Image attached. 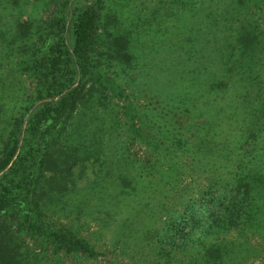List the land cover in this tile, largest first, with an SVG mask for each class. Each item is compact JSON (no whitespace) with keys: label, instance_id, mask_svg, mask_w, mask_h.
<instances>
[{"label":"trees","instance_id":"trees-1","mask_svg":"<svg viewBox=\"0 0 264 264\" xmlns=\"http://www.w3.org/2000/svg\"><path fill=\"white\" fill-rule=\"evenodd\" d=\"M55 1L57 7L52 15L36 23L34 18L23 17L22 11L5 10L6 0H0V33L11 28L13 35L10 40L1 37L2 42H7L1 56H16L27 52L26 57L22 54L11 70L7 69L5 75H1L5 79H10L3 84L11 85L16 82L14 78L17 77V73L30 71L35 77L34 98L38 100L34 104L32 103L34 99L30 101L33 105L30 104L24 109L25 112L22 111L18 115L13 113L7 116L8 118L0 120L3 121L2 127L0 126V264H21L18 262L12 221L4 220L10 208L15 209L20 224L27 227L31 233L40 235L46 244H51L58 250L77 252L87 257L103 254L88 240L70 229L48 223L47 208L40 200L46 166L53 168L52 179L59 178L63 181L73 173L71 150L67 145L68 151L62 150L61 144H58L61 140L60 134L71 114L78 109L79 100L84 94H88L89 99L92 97L95 86L92 82L86 85L89 78L94 79L102 74L98 67L94 66L96 60L94 55L102 54L94 45L99 25L97 5L101 0ZM221 3L224 5L219 8L218 13L205 17L207 22L202 30L201 28L193 30L192 26L184 24V12L194 11L195 5L189 0H163L161 3H154L151 9L147 7L151 18L140 17L141 24L146 20H150L149 22L155 20L166 27H172L175 33V41L162 36L156 45V49L160 48L163 57V60H158L163 66L159 73H155L150 64L149 67L140 65L138 72L132 70L130 64L137 54L130 49L128 30L127 37L126 33L119 32L112 38L105 62L110 68L121 67L122 73L118 75L123 81H119L115 88L121 89L119 91L122 93L127 87L131 90L140 86L139 81L143 78H150L146 85L153 88V84L159 83V86L155 87L158 89L155 92L158 96L157 106L162 116L160 120L163 119L164 123L160 127H163V135L167 134L170 141L164 148L167 153H174V149L191 153L193 163H189L188 167L191 166L190 170L194 173L207 170L203 163L210 156L208 163L209 179L212 181L210 185L223 182L220 178L222 173L217 170L225 164L210 154L216 151L212 149L209 151L204 142L209 129L214 130L211 139L215 142L220 132H223L224 136V131L230 130L228 138L231 145H237L233 141L235 130L240 126H246L241 123V118L243 122L250 118L249 126L246 127L250 129L251 136L257 135L255 128L258 130L260 128V118L255 121L257 116L253 118L246 115L248 118L241 116L240 113L241 117L238 118L237 100H230L232 105L227 106L224 114L219 112L215 118L218 119V124H215V119H199L205 114L208 103V99L203 98V93L222 91L230 85L233 87L235 84L233 68L241 65L244 56H247L248 63L244 72L249 76L255 62V50L263 46L262 37L256 31L264 30V22L260 24L258 21L259 18H263L264 21V0H222ZM199 6L197 12L201 8L204 9L202 4ZM141 11L142 7L136 9V13L133 14L136 19H139ZM209 12L211 14L214 9L210 7ZM257 13L259 16H256ZM251 52H254V59ZM188 58L193 62L189 64ZM134 65L138 66L139 62ZM233 90L237 93L235 88ZM220 93L223 92L217 94ZM99 100L105 105L107 93ZM30 106L31 109H28ZM246 106L249 108L248 103ZM248 110L250 111V108ZM190 113L197 118L195 123L183 122L185 115L189 114L191 117ZM221 115L223 123L220 124ZM170 119H175L176 124H182L179 126L180 131L175 130L178 125L170 126ZM226 120L227 122H224ZM194 124L195 127L192 128ZM228 138H224L225 141L228 142ZM224 139L220 138L219 142L225 144ZM215 142L211 144V148ZM244 144L241 147L244 148L243 155L248 157L244 156L237 160L236 167L239 170L237 183L224 181L230 184L227 193L231 200L222 205L226 196L217 200V197L208 195L203 197L205 201L202 203L192 201L187 202V205L185 203L182 211L170 215L172 221L169 227L174 231L170 235L163 233L165 238L159 237L160 241L153 245V251L149 255L146 253V256H150L146 257V264H264L263 241L258 242L255 238L250 242V238H253L252 226L256 223H249L247 220L244 222L243 225L248 226L246 230L250 232L242 233L244 238L221 239L219 234H214L216 229L238 230L237 227L242 224V217L248 213L252 205L249 200V181L258 180L264 175V143L255 148L257 154H262V166L257 165L256 156L251 154L254 150ZM59 160L65 163L61 167L58 165ZM117 181L122 186L131 185L132 189L134 187L133 178L125 175ZM146 185L148 186L149 182ZM256 185L262 186L261 183ZM60 186L65 187L62 182ZM206 201L209 202V208L217 207L215 213L218 215L213 216L201 227L196 221ZM197 204L200 205L199 208H196ZM198 228L201 229L198 231ZM240 230L243 232L242 228ZM118 233L122 231L117 232V236ZM263 238L260 237L262 240ZM204 240H208L209 243L202 244Z\"/></svg>","mask_w":264,"mask_h":264},{"label":"rangeland","instance_id":"rangeland-1","mask_svg":"<svg viewBox=\"0 0 264 264\" xmlns=\"http://www.w3.org/2000/svg\"><path fill=\"white\" fill-rule=\"evenodd\" d=\"M162 1L101 0L98 3L99 25L94 45L95 49L101 51L102 54L101 56L94 55L96 59L94 66L98 67L102 74L94 79L89 78L87 81L86 85L94 83L95 91L90 99L88 94H84L79 100L80 105L69 117L61 131V140L58 142L64 152L68 151L66 145L70 147L71 161L74 162L73 173L63 181L59 178L52 179L53 168L46 166L45 177L42 179L40 200L47 208V222L70 229L88 240L103 254L97 257H87L77 252L58 250L53 245L46 244L40 235L28 231L27 227L20 224L15 209L10 208L4 220L12 221L19 263L146 264L145 259L150 257L148 255L153 251V245L159 243V237L165 238L163 233L170 235L174 231L172 227H169L172 221L169 218L170 215L182 211L185 203L186 205L189 201L202 203L205 201L203 197L208 195L217 197V200L224 199L226 196V200H223L225 203L222 205L231 200L227 193L230 184L225 182L237 183V171L239 173L236 167L237 160L244 156L248 157V155H243L244 148H241L245 142L244 145L254 150L251 154L256 156L257 165H263L262 154H257L255 148L264 143V30L256 31L262 37L263 46L255 50L256 57L251 74L248 76L244 72L248 66L247 56H244L240 62L241 65L233 68L235 80L233 87L230 85L222 91L203 93V98L208 99V103L206 112L199 118L200 120L215 119L219 112L223 113L227 110V106L232 105L230 100H237L238 118L248 117L246 115L253 118L257 116L255 121L260 118V128L259 130L255 128L257 135L254 137L251 136L250 129L246 127L249 126L250 118L248 117L247 122H243L241 118V123L246 126H240L235 130L233 141L237 145H231V140L228 138L230 130H225L224 136L223 132H220L215 142L211 139L214 130L209 129L204 142L209 147V151L211 149L216 151L210 154L225 164L217 170L222 173L220 178L223 182L219 181L210 185L212 182L209 179L208 168L210 156L203 163L207 170L194 173L190 170L191 166L188 167L189 163H193L191 153L182 149H174V153L166 152L164 147L169 145L170 141L167 134L163 135V127H160L164 123L163 119L160 120L162 116L157 106L158 96L155 92L158 90L155 87H158L159 83L153 84V88L146 85L150 78H143L139 81L140 86L135 89L130 90L127 87L122 93L119 91L121 89L115 88L120 83L119 81H123V78L120 79L118 75L122 73V69L121 67L110 68L105 62L109 43L119 32L126 33L127 37V30L129 31L130 49L137 54L133 63L130 64L133 71H140L138 70L140 65L152 67L155 73L163 69L162 62L158 61L163 60L161 50L160 48L157 50L156 45L162 36L167 40L175 41V33L172 27H166L155 20L151 22L146 20L142 24L140 20L142 16L151 18L147 7L151 9L154 3ZM189 1L195 5L193 6L194 11L184 12V24L188 27L192 26L193 30L194 28L202 30L207 22L205 17L218 13L219 8L224 5L221 3L222 0ZM5 4H7L5 10L22 11L23 17L34 18L36 23L52 15L57 7L54 0H6ZM200 4L204 6V9L201 8L197 12L196 9L200 7ZM141 7L139 19H136L133 14ZM210 7L214 9L211 14ZM256 16H259V13ZM14 17L16 18L15 14ZM258 21L260 24L264 22L263 18H259ZM126 25L128 26L125 27ZM11 31V28H8L0 33V120L13 113L18 115L30 104L38 101L34 98L35 77L30 71L17 73V77L14 78L16 82L11 85L3 84L10 79H5L1 75H5L7 69L11 70L22 54L27 56V52L16 56H1L5 45L7 46V42H2L1 37L10 40L13 36ZM251 53L254 59V52ZM187 61L189 64L193 62L189 58ZM138 62V66L134 65ZM219 79L222 78L219 77ZM233 88L237 93H234ZM219 92L223 93L217 94ZM106 93L107 103L104 105L99 98L104 97ZM33 99L35 102L31 103ZM247 103L250 111L246 106ZM28 109H31V106ZM222 115L219 118L220 124L223 123ZM195 120L197 118L195 119L192 114L191 117L187 114L183 122L195 123ZM170 121V126L178 125L175 130L180 131L179 126L182 124H176L175 119H170ZM214 121L218 124V119ZM2 125L3 121H0V126ZM194 127L195 124L192 125V128ZM220 138H228V142L224 139L226 145L219 142ZM213 142L215 143L211 148ZM64 164L63 161H58L60 167ZM124 175L133 178V189L131 185L122 186L118 183L117 180H121ZM60 181L65 185L64 188L60 186ZM252 181L261 183L262 186H257V183H252ZM252 181H249V200L252 205L248 213L242 217V224L237 227L238 230L236 228L227 231L216 229L214 234H219L221 239L225 237L240 239L244 236L242 233H250L246 230L248 226L243 225L247 220L249 223H256L252 226L253 238H250V242L256 238L258 242L263 241L264 243V238L260 239L264 237V175ZM165 194L167 196L164 197ZM208 204L209 202L206 201L196 221L201 227L213 216L218 215L215 213L217 207L209 208ZM197 205L196 208H199L200 205ZM15 221L18 222L15 223ZM241 228L243 232H240ZM200 229L198 228V231ZM121 231L122 233H118L117 236L116 233ZM206 243H209L208 240L202 242V244ZM166 246L169 247L167 244ZM146 253H148L147 256Z\"/></svg>","mask_w":264,"mask_h":264}]
</instances>
